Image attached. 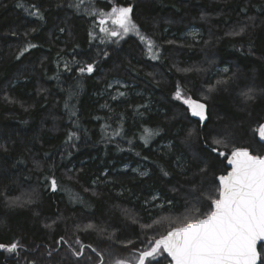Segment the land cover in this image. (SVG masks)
I'll list each match as a JSON object with an SVG mask.
<instances>
[{"label":"trees","instance_id":"obj_1","mask_svg":"<svg viewBox=\"0 0 264 264\" xmlns=\"http://www.w3.org/2000/svg\"><path fill=\"white\" fill-rule=\"evenodd\" d=\"M78 2L0 0V244L23 245L11 256L0 250V264H78L69 246L77 238L100 251L129 241L143 250L152 231L141 225L167 232L172 219L211 210L208 194L228 172L233 147L264 155L257 139L264 123V0H84L77 9ZM114 6H132V20L155 42L159 59L136 37L110 42L100 31L102 14ZM191 26L204 37L181 42ZM29 44L35 47L21 55ZM88 63L93 73H81ZM215 67L228 71L217 86ZM111 79L141 94L117 89L112 100L105 88ZM177 85L206 105L203 125L174 98ZM249 89L252 100L242 95ZM145 128L157 133L147 145ZM125 163L142 165L146 175L124 170ZM5 196L34 203L8 208ZM154 196L160 199L146 203ZM159 201L164 206L155 210ZM89 223L97 230H80Z\"/></svg>","mask_w":264,"mask_h":264},{"label":"snow or ice","instance_id":"obj_2","mask_svg":"<svg viewBox=\"0 0 264 264\" xmlns=\"http://www.w3.org/2000/svg\"><path fill=\"white\" fill-rule=\"evenodd\" d=\"M83 2L84 0H79L74 6L79 9ZM132 11V6L112 7L108 17L116 28L107 29L104 27L106 20L101 18L99 21L101 32H106L109 37H116V42L129 33H135L141 42L145 43L150 58L152 60L159 59L158 47L150 37L139 32L130 15ZM31 14L38 15L39 13ZM243 32L244 28H241L239 32H232L229 35H240ZM33 47L35 45L29 44L23 49L21 55ZM103 55L107 56L108 54L105 52ZM17 58L19 59V57ZM79 71L91 74L94 71V64L88 63L80 67ZM178 71H189V69H178ZM224 71L226 72L227 69ZM220 83H224V81H217V84ZM212 90L213 87H210L209 91ZM253 92V89H249L242 95L247 100H252L254 99ZM120 95L123 96L125 93L121 92ZM174 98L186 104L191 115L199 117V121L203 125L207 118L205 104L186 96L179 85H177ZM72 114L75 115V113ZM156 134V132L145 128L141 138L147 145L149 139ZM74 135L75 133H70L69 140ZM116 135H120V132L117 131ZM188 135H192L191 131ZM259 135L261 139H264V125H260ZM213 143L221 144L224 141L213 140ZM211 151L217 152V148L213 147ZM219 155L224 156L225 153L219 152ZM228 164L231 165V171L227 175L219 176V186L216 192L208 194L207 198L211 200L209 212L201 216L197 210L182 220L170 221V225L178 224L179 226H170L166 234L149 240L143 250L136 249L128 257H114L111 264H152L157 256H162L164 253L171 258L169 264H258V261L259 264H264V155H253L248 148L233 147L231 155L228 157ZM201 171H206V169H201ZM163 174L169 175L167 172H163ZM141 175H146V173H141ZM50 185L51 190H57L58 183L54 178L51 179ZM0 195L4 194L0 193ZM152 199L157 200L160 197L154 196ZM5 200L8 207H24L34 203L31 197L22 200L20 197L8 198L5 196ZM146 203L148 202L146 201ZM168 203L171 204V201ZM133 223L136 221L133 220ZM153 223H159V221ZM47 227H51V225H47ZM77 227L79 228V226ZM141 227L142 229H151L152 225L145 224ZM80 230H97V227L89 223ZM98 231L104 233L106 230L100 228ZM114 235L115 233H109L107 239L112 240ZM63 240L64 238L61 237L57 244ZM258 241L261 242L259 251ZM130 243L132 242L129 241L128 244ZM75 244L79 245V249L72 250V255L78 264L84 257L86 248H90L95 253L97 259L94 264H104L103 254L96 247L82 244L79 238L76 239ZM21 247L23 245L19 242H13L10 245L0 244V249H5L8 253H17V249ZM87 260L91 262L93 258L88 257ZM29 264H33V262H29ZM156 264H160V261L156 260Z\"/></svg>","mask_w":264,"mask_h":264},{"label":"rangeland","instance_id":"obj_3","mask_svg":"<svg viewBox=\"0 0 264 264\" xmlns=\"http://www.w3.org/2000/svg\"><path fill=\"white\" fill-rule=\"evenodd\" d=\"M108 13H110V12H108ZM108 13L107 12L106 13H103L102 14V18L106 20V24L104 25V27H106L107 29L111 30L113 28H116V26L111 23V19L108 17ZM139 32H140V30H139ZM130 36L136 37L138 40H140L139 37L135 33H129V34L123 36V38L122 39H119L118 41H123L124 39H126L127 37H130ZM203 37L204 36H203V34H202V32H201L200 29H197L196 27H194V26L192 27L191 26L185 32H183L182 34H180L178 36V39L181 42H192L193 44H195V43H199ZM108 39H109L110 42L113 41V40L117 41V38L116 37H109L108 36ZM210 43H211V41H208V44L207 45H209ZM211 69L212 68H210V71H211ZM225 69H227V68L226 67H223V68H216L215 67V68L212 69L210 76H212V77H213V75L218 76L217 81L218 80L219 81H224L222 79V77H223V75H225L228 72V71L225 72L224 71ZM84 73H87V72L85 71ZM217 81L214 82V86H217L218 85L217 84ZM105 88H106V90H109L111 92V98H112V100H114V99H116V97H118V94L114 91V90H117V89L125 90V95L129 94L130 92L131 93H134V94H137V95H140L141 94V90L135 88V85L130 84V83L128 84V83L124 82L121 79H111V80H109L107 82ZM207 89H209V88H207ZM207 89H206V91H207ZM147 98H148V100L150 99V97H148V96L146 97V99ZM202 99L205 100L204 98H202ZM200 103H202V102H200ZM184 105L188 109V106L186 104H184ZM149 106H151V105H149ZM154 109H155V107H154ZM188 111L191 114V112H190L189 109H188ZM194 118H196V120L199 121V117H194ZM257 132H258V130H257ZM221 157H223V156H221ZM175 163H176L175 164L176 166H179L178 165L179 162H175ZM123 166H124L123 167L124 170L131 169V172L134 173L135 175H139V176H142L143 177L145 175H141V173H147V171L144 169V167L142 165H137V166L132 167L130 164L125 163ZM57 190H58V188H57ZM57 190H55L54 192H56ZM22 195H24V192L22 193ZM154 201L155 200H153L151 198V199L148 200V203L151 205ZM163 206H164L163 201H159V202L155 203L154 209L157 210V209L162 208ZM8 208H10V207H8ZM185 216H189V215L188 214H185L184 216H181V218L179 217L177 219H175V218L172 219V221L182 220ZM124 219L127 222L130 221L129 216L127 214L124 215ZM154 224L155 223H153V225ZM168 225H170V223ZM157 226L158 227H157L156 231L154 230L155 227L154 228H151V229H147L149 231H152V233L148 236V238H146L147 239V242H146V245L145 246H147L149 240H154L155 238H159L160 235H163L166 232V230L163 229V226L162 225L159 224ZM175 226H179V225L176 224ZM126 244L128 245L127 247L124 246L125 244H115L112 249L105 248L107 251H100V249H99V251L103 254L104 264H111V261L113 260L114 257H119V258L128 257L130 254L134 253V249H136L138 247V246L137 247H134L135 246V243H130V244L126 243ZM69 246H72V248H75V250H77V248L79 249V245H77L75 243L70 244ZM0 250H3L8 256H11V255L14 254V253H8L5 249H0ZM93 254L95 255V253H93ZM86 256H87V258L88 257H92L91 255L87 254V252L85 251L84 257H82L83 259H85V261L87 260ZM165 257L166 256L164 254L162 256H157L156 259L152 261V264L156 263V260H159L161 264H168V262L166 261V258ZM94 261L95 260L93 259L88 264H91V263L94 264Z\"/></svg>","mask_w":264,"mask_h":264},{"label":"water","instance_id":"obj_4","mask_svg":"<svg viewBox=\"0 0 264 264\" xmlns=\"http://www.w3.org/2000/svg\"><path fill=\"white\" fill-rule=\"evenodd\" d=\"M262 125H264V123H263ZM259 128H260V127H259ZM257 139H258V141H259L260 143H263V144H264V139H261V137H260V135H259V129H258V132H257ZM226 166H227V168H228V172L231 171V165L228 164V159H227V162H226ZM228 172H227V173H228ZM227 173H226V175H227ZM217 183H218V186H219V180H218V178H217ZM166 233H167V232H166ZM166 233H165V234H166ZM260 243H261V242L258 241V251H259V245H260ZM164 254L167 256L166 253H164ZM167 258H168L169 261H170L171 258H170V257H167ZM258 263H259V261H258Z\"/></svg>","mask_w":264,"mask_h":264},{"label":"bare ground","instance_id":"obj_5","mask_svg":"<svg viewBox=\"0 0 264 264\" xmlns=\"http://www.w3.org/2000/svg\"><path fill=\"white\" fill-rule=\"evenodd\" d=\"M122 92V91H121ZM143 94V93H142ZM117 98V97H116ZM148 99V98H147ZM150 142V141H149ZM129 164V163H128ZM147 170V169H146Z\"/></svg>","mask_w":264,"mask_h":264}]
</instances>
